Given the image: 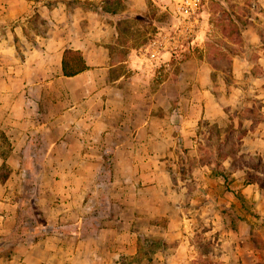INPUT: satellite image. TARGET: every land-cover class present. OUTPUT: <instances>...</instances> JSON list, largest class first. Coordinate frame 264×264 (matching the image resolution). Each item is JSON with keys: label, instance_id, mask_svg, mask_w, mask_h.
<instances>
[{"label": "rangeland", "instance_id": "rangeland-1", "mask_svg": "<svg viewBox=\"0 0 264 264\" xmlns=\"http://www.w3.org/2000/svg\"><path fill=\"white\" fill-rule=\"evenodd\" d=\"M171 1L128 20L138 49L169 29L180 0ZM199 13L198 37L181 49L212 66L218 112L186 139L176 121L163 155L115 157L116 140L97 142L99 156L55 145L50 155L38 142L16 154L0 135V264H264V0H202ZM29 27L42 33L45 21L32 14ZM170 74L144 73L133 94L154 116L177 117L172 100L156 103Z\"/></svg>", "mask_w": 264, "mask_h": 264}, {"label": "crops", "instance_id": "crops-1", "mask_svg": "<svg viewBox=\"0 0 264 264\" xmlns=\"http://www.w3.org/2000/svg\"><path fill=\"white\" fill-rule=\"evenodd\" d=\"M74 1L0 0V135L12 143L11 152L26 153L29 143L38 142L46 154L55 145L64 156L83 158L99 156L97 142L116 140L108 149L112 156H161L176 121L186 139L202 114L218 112L209 62L162 49L151 55L147 46L155 37L138 49L125 30L150 3L165 7L171 0H122L117 12L102 10V0H87L93 6L86 9ZM32 14L45 21L42 33L31 31ZM120 48H126L123 58ZM68 49L79 51L86 65L73 76L62 70ZM144 73H172L159 83L169 82L170 91L158 88L156 103L164 109L161 96L172 100L177 117L154 116L144 98L133 97L146 87ZM133 100L145 103L132 106ZM115 112L121 117L112 122Z\"/></svg>", "mask_w": 264, "mask_h": 264}, {"label": "built area", "instance_id": "built-area-1", "mask_svg": "<svg viewBox=\"0 0 264 264\" xmlns=\"http://www.w3.org/2000/svg\"><path fill=\"white\" fill-rule=\"evenodd\" d=\"M202 0H180L174 14L175 20L169 29L159 30L151 44L148 45L151 55H157L158 50H164L172 55L183 57V46L190 51L191 44L200 32V6Z\"/></svg>", "mask_w": 264, "mask_h": 264}, {"label": "trees", "instance_id": "trees-1", "mask_svg": "<svg viewBox=\"0 0 264 264\" xmlns=\"http://www.w3.org/2000/svg\"><path fill=\"white\" fill-rule=\"evenodd\" d=\"M114 3V0H102V7H110L111 9L109 11L117 12L112 7ZM85 68L86 65L79 51L68 49L64 52L62 59V70L65 76H73Z\"/></svg>", "mask_w": 264, "mask_h": 264}]
</instances>
